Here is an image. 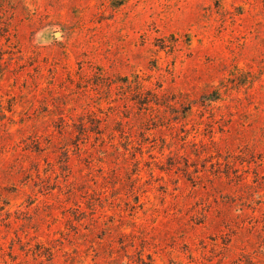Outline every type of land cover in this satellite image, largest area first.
<instances>
[{
  "label": "rangeland",
  "instance_id": "1",
  "mask_svg": "<svg viewBox=\"0 0 264 264\" xmlns=\"http://www.w3.org/2000/svg\"><path fill=\"white\" fill-rule=\"evenodd\" d=\"M0 264H264V0H0Z\"/></svg>",
  "mask_w": 264,
  "mask_h": 264
},
{
  "label": "trees",
  "instance_id": "2",
  "mask_svg": "<svg viewBox=\"0 0 264 264\" xmlns=\"http://www.w3.org/2000/svg\"><path fill=\"white\" fill-rule=\"evenodd\" d=\"M210 97H214L213 94L207 96L206 98H207V99H208V98H209V99H212V98H210Z\"/></svg>",
  "mask_w": 264,
  "mask_h": 264
},
{
  "label": "water",
  "instance_id": "3",
  "mask_svg": "<svg viewBox=\"0 0 264 264\" xmlns=\"http://www.w3.org/2000/svg\"><path fill=\"white\" fill-rule=\"evenodd\" d=\"M60 35V32H55V36H59Z\"/></svg>",
  "mask_w": 264,
  "mask_h": 264
}]
</instances>
